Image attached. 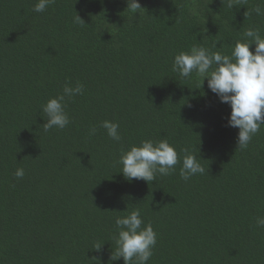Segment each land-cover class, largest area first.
Segmentation results:
<instances>
[{
    "label": "trees",
    "instance_id": "obj_1",
    "mask_svg": "<svg viewBox=\"0 0 264 264\" xmlns=\"http://www.w3.org/2000/svg\"><path fill=\"white\" fill-rule=\"evenodd\" d=\"M37 2L0 0V264H124L111 259L115 219L134 208L157 234L147 264H264V125L239 148L207 78L172 70L193 46L230 55L246 29L264 37L253 11L264 0H139L135 14L127 0H55L40 13ZM77 83L70 124L44 132L42 105ZM146 139H166L181 163L129 182L120 155ZM184 148L205 168L188 181Z\"/></svg>",
    "mask_w": 264,
    "mask_h": 264
},
{
    "label": "clouds",
    "instance_id": "obj_2",
    "mask_svg": "<svg viewBox=\"0 0 264 264\" xmlns=\"http://www.w3.org/2000/svg\"><path fill=\"white\" fill-rule=\"evenodd\" d=\"M54 3L55 0H38L34 11L44 12ZM246 3L247 0H227L229 8ZM141 8L139 0H127V9L133 14L139 13ZM253 11L258 17H264V8L257 6ZM73 22L85 23L78 14ZM242 35L243 39L236 41L230 55L204 46H193L190 51H181L174 56L172 70L183 78H189L195 73L202 83L207 78L208 89L217 95L221 103L230 105L227 126L239 129L237 145L244 149L261 130V125H264V37L258 28H248ZM253 42L255 48L251 50ZM83 92L84 87L80 83L75 87L65 85L60 95L49 98L42 105L47 116L43 131L68 126L70 117L65 111V98H74ZM100 127L106 129L112 140H121L118 123L104 120ZM96 131V127H92L90 134H95ZM181 151L184 153L179 171L181 179L188 181L196 174L205 173V168L195 154L190 153L187 148ZM118 162L122 166L120 172L126 180H144L149 183L156 181L158 175L163 177L173 174L175 166L181 160L175 146L166 139L155 142L146 139L139 145H132L128 150L122 151ZM24 175L23 168H17L14 172L16 178ZM256 223L258 227L264 228V217H257ZM142 225L144 220L139 208L115 219L118 233L114 237L116 249L115 255H111L112 260L122 257L124 264H147L153 255L157 234L150 223L144 227ZM102 245L103 243H98L93 249L100 251Z\"/></svg>",
    "mask_w": 264,
    "mask_h": 264
}]
</instances>
